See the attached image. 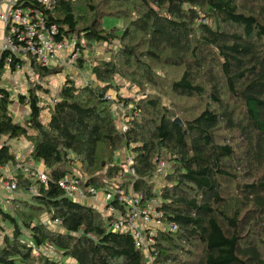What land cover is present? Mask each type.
<instances>
[{
    "label": "trees",
    "instance_id": "1",
    "mask_svg": "<svg viewBox=\"0 0 264 264\" xmlns=\"http://www.w3.org/2000/svg\"><path fill=\"white\" fill-rule=\"evenodd\" d=\"M47 16L66 38L107 44L110 59L91 62L95 82L78 86L67 77L57 102L45 107L36 91L42 83L30 81L19 97L30 110L23 124L0 90V169L15 165L11 141L26 138L22 163L43 166L47 178L14 177L15 194H36L6 200L11 212L0 207V264H264V0L59 1ZM107 17L126 27L105 29ZM30 64L38 80L61 73ZM6 65L4 54L0 80ZM164 71L180 72L169 73L176 79L168 84ZM117 77L139 89L167 87L173 100L193 106L163 105L146 90L125 98ZM114 103L131 107L123 130ZM127 151L128 174L116 164ZM69 177L83 180L90 200V190L120 179L126 197L139 198L141 209L156 202L163 224L177 229L148 230L154 243L146 252L130 231L112 230L129 213L120 193L107 201L115 213L106 214L69 198L59 186ZM46 245L54 255L35 252Z\"/></svg>",
    "mask_w": 264,
    "mask_h": 264
},
{
    "label": "built area",
    "instance_id": "2",
    "mask_svg": "<svg viewBox=\"0 0 264 264\" xmlns=\"http://www.w3.org/2000/svg\"><path fill=\"white\" fill-rule=\"evenodd\" d=\"M59 1L74 0H26L25 5L20 3L21 0H9L7 11L0 14V20L4 23L6 29L3 53L6 54L7 65L14 64L15 70L18 72L23 71L24 67L27 66L32 76H35L30 64L32 58L45 68L60 65L65 59H76L79 53V43L76 42V35L72 38L75 42L69 44L67 42L69 38L61 33L59 27L49 24L47 12L52 11ZM54 102H57V95ZM127 162L131 165L133 163L132 158H128ZM164 167L165 163L162 162L159 171L162 172ZM0 171L2 173L0 188L9 193L15 194L17 192L14 177L19 171H23L24 175L29 178L36 177L42 182L47 181L44 172L40 171L34 163H22L20 155H16L15 165H7L1 168ZM13 174L15 176H12ZM82 181L79 178L69 177L62 181L59 186L69 198L84 200L87 199V195L81 187ZM30 194L35 195V189H32ZM89 194L96 197L97 192L90 190ZM125 197L119 195L120 201L129 202L128 216L125 219L121 217L119 221L114 222L112 230L122 231L123 227H127L128 231L133 234L139 248H143L147 252L149 245L154 243V239L147 235L148 230H166L168 228L170 231H175L177 229L175 226L167 227L163 224L161 220L163 213L157 209L156 202H150L144 209H141L138 207L139 198L132 197L129 199ZM138 221L139 223H137ZM2 236L3 233L0 229V239H2ZM36 250L38 253L45 255L55 254V248L52 245L38 247Z\"/></svg>",
    "mask_w": 264,
    "mask_h": 264
},
{
    "label": "rangeland",
    "instance_id": "3",
    "mask_svg": "<svg viewBox=\"0 0 264 264\" xmlns=\"http://www.w3.org/2000/svg\"><path fill=\"white\" fill-rule=\"evenodd\" d=\"M103 27L107 30L113 29V28L124 29V27H126V24L120 19H114V18L107 17L103 20ZM67 42L69 44H73L75 41H74V39H72V37H70ZM76 42L80 43V44L82 43V46H84V48L86 46V50L85 49L79 50L82 53V55H80V56L86 60V64H84V67L79 68L77 66L78 61L76 59L75 60L65 59V61L62 62L60 65H56V66L52 67V69L60 68L61 73L56 74V75L47 76L43 79L40 78L39 80L37 77L31 76V78L34 80L35 83H37V84L42 83V85L44 87L43 90H40V89L36 90L38 96L41 98L43 107L53 104V100L55 99L59 90L63 87V84L65 83V79L67 77L72 78L76 82V85H78V86L85 85V84L92 82V81L95 82L96 78L92 75V72H91V68L93 65L91 62L96 61L97 59H99V60L100 59H110V53L111 52L109 53V46L107 44L93 43V44L88 46V45H86L85 41H83V40L82 41L77 40ZM113 48H114V46H113ZM64 53L66 54V52H64ZM7 69H9V68L6 67L4 71H7ZM168 72L170 74H177L180 71H178V72L168 71ZM26 73L31 74V71L29 68L27 69ZM169 73H167V71H164V73H162L163 77L166 76L165 82L168 84H170L171 82H173L176 79L175 76L169 75ZM116 79H117L116 80V87L119 90L118 92L121 96H124L125 98L138 100V99H140V96L142 95V93L138 94V92L140 90L141 91L146 90L147 92H150V93L160 94L161 98H162L163 105H166V106L171 105L172 107H175V108H182V107L183 108H185V107L191 108V106H193V102H191V101H185V100L175 101V100H173L171 95L169 94V91H167V87H164V88H158L157 87L158 89H153V88L148 87L147 89L143 88L144 89L143 90V89H139L138 87H135V86L132 87L130 85V83H127L122 78L117 77ZM161 79H163V78H161ZM161 79H159V80H161ZM115 93L117 94V92H115V91H110L108 93V95L112 99H115L116 98ZM13 96L16 99H19V97H18L19 95L17 93L15 95L13 94ZM10 109L12 110L13 114L15 115L12 104H11ZM112 112L115 116L118 128L120 130H123L125 128V125H124L125 121L128 119V116L131 114V107L125 109L121 105L114 103L112 106ZM49 116H50L49 112L44 111L43 116H42V122L46 124L48 122ZM1 143H3V141ZM11 143H12L13 147L15 149H17L18 151H21V150L27 148L31 144V142L26 138L12 140ZM126 153H127V156L124 155V152H122V154L120 156H118V158L116 159V164L119 166H123L125 168L126 174H128V172L130 171L129 170L130 165L128 164L127 160L129 157L128 155H130V152L127 151ZM6 176L8 177L9 174ZM12 176H15V174H13ZM7 177H6V179H7ZM35 179H37V178L33 177L32 180L35 181ZM119 180L120 179H118L116 181L115 180H110V181L106 180L107 184H108V186L105 188L106 191L100 192L103 194L102 196L104 197V200L101 203L102 204L101 206H98L96 204L95 198L92 200H90V199H84V200L78 199V200L83 204L95 206V208L99 209L100 211H102V212L105 211L106 214H110V213L113 214L115 212H113L112 209L111 210L106 209L107 208V206H106L107 201L109 199H112L114 197V195L118 194V193H120L118 195H121V197H125L124 196L125 192L123 191V189L125 187L122 188L123 185H121L122 183ZM153 182L157 185V187H159L162 183V181H159V179H155V180H153ZM107 192H110V193H107ZM19 193L18 194L9 193V192L0 188V201H1L0 207L3 210H7V211L11 212L9 204L6 203V200L8 201V199H15V198L18 199L17 196L19 195ZM108 195L110 198L108 197ZM20 198L23 200L31 201V195L21 196ZM43 215L40 216V219L44 217ZM44 219H46V218H44ZM137 223H139V221ZM122 231L126 232V231H128V228L123 227ZM2 239H3V237H2ZM2 239H0V246L2 244ZM36 253H38V252L36 251Z\"/></svg>",
    "mask_w": 264,
    "mask_h": 264
},
{
    "label": "crops",
    "instance_id": "4",
    "mask_svg": "<svg viewBox=\"0 0 264 264\" xmlns=\"http://www.w3.org/2000/svg\"><path fill=\"white\" fill-rule=\"evenodd\" d=\"M9 7V0H0V14L3 12H6L7 9ZM6 38V29H5V25L4 23L0 20V63L4 57V53H3V43L4 40ZM8 67L9 69H7V71H4L5 68ZM5 68L2 71V76H1V80H0V90H7L11 101H12V107L14 110V119L16 122L23 124L29 117L30 114V110L28 108V106L26 105V103H22L20 102L19 99H16L13 94L15 95L16 93L20 96H26L29 93L30 90V81H34L32 78H30L32 76V74H28L27 72V66L24 67L23 71H13L8 65L5 66ZM34 77V76H33ZM30 78V79H29ZM5 80V81H4ZM13 90V91H12ZM30 141V140H29ZM31 146V144L23 149L26 150ZM23 150L18 151V155H21V152H23ZM125 156H127V153L124 154ZM129 156V155H128ZM38 169L42 172H44V167L37 165ZM98 192L96 197H95V202L98 206H101L104 197L102 196L103 194ZM20 196H26V194L24 195H18ZM17 196V197H18ZM36 249H38V247L35 248V252L37 251Z\"/></svg>",
    "mask_w": 264,
    "mask_h": 264
},
{
    "label": "water",
    "instance_id": "5",
    "mask_svg": "<svg viewBox=\"0 0 264 264\" xmlns=\"http://www.w3.org/2000/svg\"><path fill=\"white\" fill-rule=\"evenodd\" d=\"M175 122H176L178 125H180V126L183 125L180 119H176Z\"/></svg>",
    "mask_w": 264,
    "mask_h": 264
}]
</instances>
